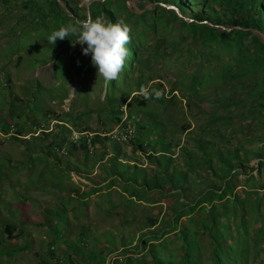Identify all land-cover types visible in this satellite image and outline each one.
<instances>
[{
  "label": "rangeland",
  "instance_id": "374dc122",
  "mask_svg": "<svg viewBox=\"0 0 264 264\" xmlns=\"http://www.w3.org/2000/svg\"><path fill=\"white\" fill-rule=\"evenodd\" d=\"M202 3L212 4L211 0L205 3L203 0H186L185 16H198ZM39 5L43 6L40 2ZM25 7L24 0H0V121L14 119L16 124L7 133L0 127V248L27 245L9 256L0 257V263L54 264L70 254L66 264H74L75 255L70 249L76 244L78 226L83 225L89 231V239L103 244V252H106L103 264H122L125 258L133 264L134 258L139 257V264H151L148 255L151 245L156 246L152 249L156 258L165 260L167 253V256H173L174 264H179L181 242L174 236L177 233H168L163 238V246L148 239L144 246L139 245L137 239L142 232L127 233L133 222H144L145 216L172 217L173 206H179L189 195L152 193L148 200L131 197L130 202H125L126 195L119 183L113 182L107 187L105 181L99 184L103 191L88 194L86 203L80 204L79 194L85 196L89 186L99 180L112 154L122 162L145 168L152 166L146 156L150 153L148 146L135 149L132 140L116 141L108 135L120 128L123 113L130 121L146 123L150 117L162 121L163 134L174 150L171 164L177 169L184 166L179 157L183 152L179 151V146L195 149L190 139L196 136L212 143L210 149L205 147L207 151L233 150L237 146L247 150L264 148V112L252 105L254 98H246L243 91H238V86H229L215 77L212 79L218 68L233 64L234 51L217 41L207 46L197 44L188 30L183 29L181 33L180 28L169 23L163 15L157 17L154 28L146 26L145 21L133 24L132 20L128 24L136 35L132 43L133 54L139 60L131 59L129 63L128 58L120 79L108 85L99 79L91 55L83 54L82 48L86 45L66 39L63 44L59 39L55 45L49 44L48 32H35L31 18L36 14L32 9L26 11ZM109 8L116 19L124 15L120 1ZM76 13L78 16L84 14L78 10ZM234 69L237 68L234 66ZM205 71L209 73L208 78ZM141 80L146 86L150 82L161 83L164 96L171 101L161 105L151 99L133 97L136 93L133 91L131 100L120 105L122 113L116 115L117 120H108L101 110L105 93L108 92L114 105L119 104L120 94L135 90ZM224 89L229 92L224 93ZM223 95L232 96V100L238 102L223 105ZM76 112L83 113L73 119ZM64 113L76 126L63 122ZM213 115L215 121H211ZM182 124L187 126L184 131ZM58 126L69 130V141L77 139L73 134L89 136L94 132L109 139L97 143L94 148L90 145L85 166L81 163L84 155L79 151L64 153L65 145L53 149L46 157L44 149L50 142V134ZM15 130H19V134ZM44 132L48 135L43 136ZM29 152L30 164L27 160ZM258 159L251 156L244 161L240 173L236 174L235 184L247 189L253 185L252 190H257L264 180V167L257 170ZM77 167L81 168V173L76 171ZM249 174H252L249 180H253L250 183L246 179ZM102 192L110 193V200L119 202L118 205L109 207ZM60 198H67L68 204L74 206L73 210L67 208L65 216L55 210L62 204ZM245 218L254 221L248 222L247 232L242 231L239 236L242 240L239 246L246 249V264H264V224L260 228V221ZM185 220L186 216H181L178 223ZM7 222L15 226L9 237L2 231L3 223ZM227 222L232 234L237 221L230 218ZM56 228L58 239L50 244L54 236L52 230ZM120 237L126 238L122 249H119ZM231 241V237L226 238V242ZM48 247L52 257L41 261L43 251ZM130 248L131 251L127 250ZM200 252V264H215L208 246L201 247Z\"/></svg>",
  "mask_w": 264,
  "mask_h": 264
},
{
  "label": "trees",
  "instance_id": "16d2710c",
  "mask_svg": "<svg viewBox=\"0 0 264 264\" xmlns=\"http://www.w3.org/2000/svg\"><path fill=\"white\" fill-rule=\"evenodd\" d=\"M119 1L121 2L124 14L122 18L126 23L133 20V24H136L142 20L145 21L146 26L150 25L154 28L157 17L163 15L169 23H175L180 28L181 33L183 29L188 30L193 39L192 41H196L197 44L207 46L211 42L217 41L222 46L224 45L226 48L233 50V64L218 68L217 72L213 74L212 79L215 77L217 81L224 82L229 86L240 87L238 91H243L246 98L253 97L252 105L261 113L264 112V46L249 30H217L206 23H198L199 21H208L212 24L226 27L232 25L244 28L255 27L264 34V0H211L212 4H201L199 15L189 17L191 19L190 22L180 20L173 11L157 4L151 10L134 14L127 10L124 0H103L94 1L89 4V17L94 19L97 16H103L106 20L115 23L117 19L114 17L109 6ZM148 1L171 4L185 16L184 2L186 0H183V2L181 0ZM39 2L43 4L42 7L39 5ZM203 2L205 3L206 0H203ZM64 3L73 17L66 16L55 0H24L25 10L32 9L36 14V17L32 16L31 18V21L35 23L33 25L35 32L47 31L48 36L61 24L74 23L75 19L83 20L86 18L83 13L80 16L77 15V10L83 11L78 6L77 0H64ZM142 6V2L138 4L139 8ZM247 36L249 38L245 39ZM131 37L132 40L127 45L129 53H131V55L129 54V63L131 59L132 61L139 60L135 59L133 54L134 48L132 43H134L136 35L132 31ZM74 38V36L70 35L65 39L73 42ZM64 40H62V44ZM137 63H142V61H138ZM234 66L237 69H234ZM205 74L206 78H208L209 73L205 71ZM99 79L103 78L99 77ZM112 82L114 83V81ZM112 82L107 83L111 85ZM196 84H199L198 79H196ZM142 85H146V82L141 80L137 83L135 90L120 94L117 100L119 104L116 105L112 103L111 96L106 92L103 98L104 106L101 107V110L107 115V119L116 121V115H121L122 113L120 105L128 103L132 98L130 93L133 91L137 92ZM147 86L163 92V86L159 82H150ZM223 92L228 93L229 91L228 89H224ZM232 98V96L223 95L221 97L224 102L223 105L228 106L231 103L238 102L232 100ZM149 99L159 102L161 105L171 101V98H167L164 95L160 99H156L154 96ZM82 113L76 112L73 119L78 118ZM214 115L212 116L213 118L211 117V121L216 120ZM10 118L12 117L10 116ZM62 119L64 123L76 126L68 114L64 113ZM147 121L146 123H142L131 119L134 133L129 140H132V146L135 149H145V146L150 148V153H147L146 156L152 166L145 168L137 164H129L119 161L115 154L110 155L108 167L101 174L99 180L94 181L89 186L85 196L84 194H79V197H81L78 198L80 204L86 203L85 198L88 194L103 191L101 190L102 185H99L103 181H105L104 185L107 187H111L113 182L119 183V186L126 195L125 202H130L131 197L135 200H148L152 193L163 195L164 192H172L178 195V197L184 193L185 197L186 195L190 197L180 202L179 206H173L171 218L164 216L162 219H158L157 215L145 216L144 222L138 223L132 221L133 225L127 234L141 231L142 234L137 239L139 245L144 246L148 239L163 246L165 244L163 238L168 233H177L174 236L177 237L176 240L178 239L181 242L179 246L181 262L179 264H200V248L206 246L209 247L211 260L215 264H246L244 253L246 249L239 246V243L242 242L239 236L242 231L247 232L246 224L248 222H254L253 220L248 221L245 216L260 221V228L264 224V180L258 184L257 190H252L254 189L253 185L247 189L243 185L235 184L234 182L236 174L240 173V167H243L244 161L248 157L256 156L259 158L256 162L257 170L264 167V148L256 147L247 150L237 146L233 150L223 148L219 151H212V149L207 151L205 147L210 149L212 143H209L207 139H203L201 136H196L190 139L192 141L190 143H193L195 149L190 148V150H187L186 145V147L183 146L184 148L179 146V151H183L179 157L184 166L182 169H177L171 164L174 150L171 148L172 144L170 140L163 134L165 126L162 121L155 117H150ZM13 125H16L14 119L11 121H0V127L4 133H7ZM186 129L187 126L182 124L181 130L184 131ZM15 131H17L16 134H19V130ZM45 133L43 136L48 135ZM50 135L51 139L44 149L46 151L44 156L51 155L53 149L57 150L65 145L66 150L64 153L79 151L84 155L83 162H81L83 166H85V158L90 154L87 144H90L94 148V145L97 143H102L109 139L108 136L100 137L94 132V134L89 136L80 134L76 140L69 141L67 140L69 130L62 126H58ZM27 155V160L30 164L32 160V158L31 160L29 159L31 153L29 152ZM214 163H217V165L214 166ZM76 169H78L76 170L77 172L81 173V168L77 167ZM251 177L252 174H249L248 178H246L247 182L253 181L249 180ZM109 194L107 192L103 194L104 200L108 201L109 207L118 205L119 202L112 203L113 201L110 200ZM61 200L62 198L59 201ZM122 202L121 200L120 203ZM61 203L55 210L63 216H65L67 208L74 209V206L68 204L67 198H64ZM181 216H186V220L182 224H179L178 221ZM230 218L233 221H237V223H234L236 230L232 234L230 233V225L227 222ZM156 225L159 226L156 227ZM141 226L144 227L141 228ZM14 228L15 226L10 222L3 223L2 231L6 233L5 237H9ZM263 228L262 237L264 238ZM52 232L54 236L52 235L50 244L58 239V228L53 229ZM227 237H231L232 241L226 242ZM1 238L0 235V243ZM89 238V231L86 229V226H78L76 244L71 246L70 249L72 250V254L75 255L74 264H103V255L106 253L103 252V244H97L100 241ZM119 240L121 241L119 242V249H122L121 247L124 246L123 242H125L126 238L120 237ZM26 246V243L22 247H11L10 249H6L3 246L0 248V257L4 255L9 256L14 252L24 249ZM155 248L156 246L151 245V249L148 252L151 264H174L173 256H167V253L165 260L156 258L152 253V249L155 250ZM127 250L131 251V248ZM51 253L50 247L46 248L40 260H45L46 257L51 259ZM69 255L63 258L61 262L55 261L54 264H66ZM139 260H141L140 257L134 258L133 264H139ZM122 264H131L130 259L125 258Z\"/></svg>",
  "mask_w": 264,
  "mask_h": 264
},
{
  "label": "clouds",
  "instance_id": "9594fccd",
  "mask_svg": "<svg viewBox=\"0 0 264 264\" xmlns=\"http://www.w3.org/2000/svg\"><path fill=\"white\" fill-rule=\"evenodd\" d=\"M131 27L123 18L115 23L106 20L103 16L87 17L74 23L61 24L48 36L49 44L55 45L57 40H64L74 36V43L86 45L82 48L84 55H91V63L97 70V75L107 82L119 80L129 58L127 45L132 40ZM164 95L158 89L142 85L133 97H142L148 100L151 97L160 99ZM113 139H127L112 134Z\"/></svg>",
  "mask_w": 264,
  "mask_h": 264
},
{
  "label": "water",
  "instance_id": "95a60500",
  "mask_svg": "<svg viewBox=\"0 0 264 264\" xmlns=\"http://www.w3.org/2000/svg\"><path fill=\"white\" fill-rule=\"evenodd\" d=\"M55 1L61 7L63 12L66 14V16L73 17L72 13L69 11L67 6L65 5L64 0H55ZM94 1H103V0H77L78 6L83 9V12H84V15L86 18L89 17V4L91 2H94ZM141 2L143 3V6L141 8H139L138 4ZM124 4H125V7L127 8L128 11L135 12L138 14L141 13L142 11L153 9L154 6L157 4V5H160V6L166 8L168 10L173 11V13L180 20H183L184 22H190L191 21V19L189 17L182 15L180 13V11L175 6L165 4L162 2H158V1L149 2L148 0H141V1L140 0H124ZM75 21H77V20L75 19ZM198 23H206L209 26H211L217 30H226V31H230L231 29L249 30L256 37V39L264 46V34L255 27L244 28V27H240L238 25H232L230 27H226L223 25L212 24L208 21H199Z\"/></svg>",
  "mask_w": 264,
  "mask_h": 264
},
{
  "label": "built area",
  "instance_id": "2783aa9c",
  "mask_svg": "<svg viewBox=\"0 0 264 264\" xmlns=\"http://www.w3.org/2000/svg\"><path fill=\"white\" fill-rule=\"evenodd\" d=\"M120 123H121V126L120 128H118L117 130H113L110 134H108L112 139H113V136L112 134L115 133L118 137H127V139H114L116 141H126L128 139H130L134 133V128H133V125L131 124V121L128 120L126 118V115L125 113H123V116L121 117L120 119ZM75 138H77L78 136L75 134H73ZM89 150H90V144H87Z\"/></svg>",
  "mask_w": 264,
  "mask_h": 264
}]
</instances>
